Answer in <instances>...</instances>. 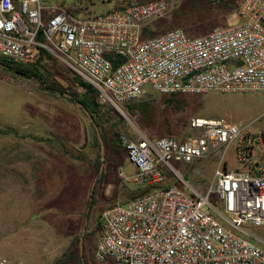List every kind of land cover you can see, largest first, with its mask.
<instances>
[{
	"label": "built area",
	"instance_id": "1",
	"mask_svg": "<svg viewBox=\"0 0 264 264\" xmlns=\"http://www.w3.org/2000/svg\"><path fill=\"white\" fill-rule=\"evenodd\" d=\"M167 0L81 17L51 0H0V59L24 66L57 64L81 92L93 87L103 106L119 109L148 90L164 95L261 93L264 96V0H243L236 24L202 36L172 29L145 36L168 14ZM224 117L193 118L201 134L121 136L133 175L127 182L160 189L107 209L96 245L99 262L115 264H264L251 227H264L261 134ZM224 147L206 194L166 186L172 161L193 163ZM234 150L235 164L226 154ZM0 264H26L0 255Z\"/></svg>",
	"mask_w": 264,
	"mask_h": 264
},
{
	"label": "rangeland",
	"instance_id": "2",
	"mask_svg": "<svg viewBox=\"0 0 264 264\" xmlns=\"http://www.w3.org/2000/svg\"><path fill=\"white\" fill-rule=\"evenodd\" d=\"M148 1L151 0H51V3L86 16ZM167 1L168 14L146 24L147 38L172 29L202 36L236 24L243 0ZM5 68L0 66V255L26 264H57L73 241L83 235L86 226L85 234H89L86 258L91 264H115L95 258L101 215L117 204L141 197L150 187L127 182L119 176V170L127 175L135 174L136 170L128 161L122 141L120 148L112 143L104 158L101 155L98 175L97 132L94 134L96 129L86 113L61 93L47 90L40 80L15 75ZM42 70L50 85L83 93L57 64L43 66ZM103 110L104 131L112 142L118 140V135L120 139L126 136L133 141L143 137L185 140L201 134L191 127L193 118L224 117L241 126L253 123L254 130L261 134L255 159L264 168L261 93L172 96L148 90L119 109L105 106ZM224 151L222 147L193 163L172 161L176 171L165 167V185L177 186L187 194H191V187L206 194ZM226 160L229 167L235 164L233 148L228 150ZM248 229L253 235L251 239L264 248V227Z\"/></svg>",
	"mask_w": 264,
	"mask_h": 264
},
{
	"label": "trees",
	"instance_id": "3",
	"mask_svg": "<svg viewBox=\"0 0 264 264\" xmlns=\"http://www.w3.org/2000/svg\"><path fill=\"white\" fill-rule=\"evenodd\" d=\"M130 5H133V4H128V5H125L123 7H118V8L115 7V9H113L111 11L122 10V9H125L126 7H128ZM111 11H108V12H111ZM77 15H79L81 17H85V16L80 15V14H77ZM93 15H98V14H93ZM93 15L89 14L86 16H93ZM0 63L5 65L6 66L5 69H7L8 71L12 72L15 75H20V76H23V77H26L29 79L40 80L42 82V84L45 85V88L47 90L54 91L55 93H58V91H60L61 95L64 98H66L64 96V93H70L71 95H73L74 99L81 101L85 105V107L88 109V111L92 114L93 118L95 119L96 123L98 124V126L100 128L102 137L105 141L106 149H109V145L112 143L115 144V146H117V148L121 147L120 135H118V140L114 139L112 142V139L110 138V136L104 131V117L106 114L104 113L103 107H105V106H103L97 102L96 92L92 86L86 84L83 81H79V85L84 86L87 89L86 92L79 93V92H76L74 90H70L69 88H66V87L60 88V87H57L55 84L50 85L49 79L45 76V73L42 70V67L24 66V65L15 64L11 60H9L8 58H1ZM64 75L67 76V74H65V73H64ZM172 96H176V95H172ZM66 99H68L71 103L74 104V101L72 99H69V98H66ZM169 101H172V99H170ZM79 109L85 114V112L82 108H79ZM95 133H96V130L94 131V134ZM95 144L99 147V152H100V154L98 155V159H97V170H98V175H100V170H101V165H102L101 145H100L97 133L95 134ZM65 152H66V154H69L68 150H66ZM160 188L161 187H159V186L150 187V190L147 193L143 194L142 196H145L148 193L152 192L153 190L160 189ZM95 192H96V190L94 189V191L92 193V199L90 201V209L92 208L91 205L93 204V201H94ZM135 199H137V198H135ZM89 214H90V211H88L86 213V216L89 217ZM102 215H101V218H102ZM101 218H100V223L98 225L100 229L102 227ZM88 238H89V234L88 233L84 234V241H85V251H84L85 259L84 260L82 259L81 254H80V247H79L80 237H77L73 241L72 246L61 257V259L58 261L57 264H91L90 261L86 258V253H85Z\"/></svg>",
	"mask_w": 264,
	"mask_h": 264
},
{
	"label": "water",
	"instance_id": "4",
	"mask_svg": "<svg viewBox=\"0 0 264 264\" xmlns=\"http://www.w3.org/2000/svg\"><path fill=\"white\" fill-rule=\"evenodd\" d=\"M0 66L6 67L2 63H0ZM58 92H60V91H58ZM64 96L69 98V99H72L74 101V103L78 107L82 108L84 110V112L86 113V115L90 118L91 122L93 123V125H94V127L96 129V132H97V135H98V139H99V142H100V145H101V155L104 158L105 150H106L105 141H104V139L102 137L100 128H99L98 124L96 123L95 119L93 118L92 114L88 111V109L85 107V105L81 101H79L77 99H74L73 95H71L70 93H64ZM87 224H88V220H86V225ZM86 230L87 229H86V226H85V228L83 229V235L80 236V243H79L80 254H81V257H82L83 260L85 259V256H84V251H85L84 234H85Z\"/></svg>",
	"mask_w": 264,
	"mask_h": 264
},
{
	"label": "crops",
	"instance_id": "5",
	"mask_svg": "<svg viewBox=\"0 0 264 264\" xmlns=\"http://www.w3.org/2000/svg\"><path fill=\"white\" fill-rule=\"evenodd\" d=\"M234 167V166H233ZM135 172H136V170H135Z\"/></svg>",
	"mask_w": 264,
	"mask_h": 264
},
{
	"label": "flooded vegetation",
	"instance_id": "6",
	"mask_svg": "<svg viewBox=\"0 0 264 264\" xmlns=\"http://www.w3.org/2000/svg\"><path fill=\"white\" fill-rule=\"evenodd\" d=\"M58 93H60V92H58Z\"/></svg>",
	"mask_w": 264,
	"mask_h": 264
}]
</instances>
